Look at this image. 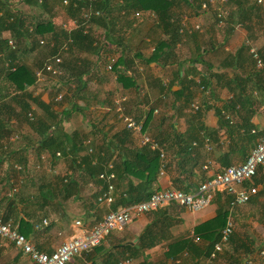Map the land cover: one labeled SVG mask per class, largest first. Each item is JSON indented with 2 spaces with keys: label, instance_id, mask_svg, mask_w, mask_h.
I'll use <instances>...</instances> for the list:
<instances>
[{
  "label": "crops",
  "instance_id": "crops-1",
  "mask_svg": "<svg viewBox=\"0 0 264 264\" xmlns=\"http://www.w3.org/2000/svg\"><path fill=\"white\" fill-rule=\"evenodd\" d=\"M212 1L206 10L197 8L195 12L183 1L175 0L170 10L175 30L171 34L158 27L155 16L143 15L134 20L129 24L131 28L128 30L131 31L120 37L122 44L126 46L125 52L121 46H107L106 56L100 59L89 51L73 49L70 57L77 60L73 69L83 71L88 79L83 94L79 93L78 97L70 99L73 83L64 80L51 86L53 91L64 95L61 102H52L55 111L60 112L72 101L79 107L83 106L82 110L74 112L79 116V123L75 117L62 122V127L68 124L67 128L63 127L66 132L78 128L88 132L92 125H97L107 136L113 135L116 131L126 130L118 117L119 113L141 122V133L157 141L164 152V157L160 159L162 168L159 171L158 166L151 191L163 188L183 191L182 188L188 185L194 187L223 167L242 162L257 138L264 136V98L256 88L255 81L256 74L264 65L261 68L255 67L248 53L250 47L264 49V0H250L249 2L256 1V10L245 7L242 12L238 11L239 5L232 1ZM218 7L226 11L221 27L216 24L215 13ZM51 18L53 21V17ZM129 18L132 21V17ZM114 20L118 21L116 26L126 24V19L123 20L122 16H118V19L114 17ZM181 22L186 26H181ZM193 24H199V29L189 32ZM54 25L55 31L59 32L58 24ZM91 31L95 38L100 36L101 30L97 26H93ZM161 41L157 57L153 61H146L150 52ZM68 54L69 51H65L61 59ZM110 55L114 60L119 55L125 56L127 71L134 80L133 87L121 86L116 80V74L112 70H105L104 66ZM65 71L68 70L63 69V75ZM43 89L40 83L26 86V90L32 92V95L45 102L52 101L54 97L48 98ZM239 94L246 95L247 99ZM83 98L86 100H82ZM230 101L235 103V107L226 109L224 106L229 105ZM31 107H34L33 104ZM148 112V119L144 121ZM10 122L17 132L9 133L6 139L1 140L4 147L3 152L0 151V190L5 187V191L0 192V219L3 220L6 215L7 195L14 197L11 212L3 221L9 220L17 231L22 223L23 231L20 233L37 249L48 253L68 237L80 235L90 229L104 212L112 209L111 203L115 197L127 189V178L121 179L117 186L113 184V200L110 204L97 202V186L103 185L101 180L100 183L93 184L77 175L78 171L71 172L68 158L60 154L51 157L46 151H41L39 155H44L45 159L37 161L30 145L37 134L32 133L23 120L15 118L10 119ZM169 123H172L174 131L168 127ZM165 132L179 135L174 141L172 135ZM160 133L166 134L167 141L159 142ZM85 135L84 139L90 140L95 151L97 138L93 133ZM138 138V133H129L125 147L142 146ZM161 145L167 148L170 146V149H163ZM183 146H186L187 153L181 151ZM79 153L85 154L84 148ZM30 163L40 166L49 174L57 171L65 176L72 175L79 181L76 195L71 193L65 197L60 193L59 183L56 188L51 187V183H43L42 189L33 195H29V191L22 192L25 181L23 173ZM6 171H9L8 175ZM263 178L264 173L258 168L252 181L256 186V193L246 203L234 207L228 205L231 195L217 187L211 190L209 204L199 211H190L171 202L160 207L164 214L158 215L151 210L132 215L121 230L104 235L96 246L75 254L66 264H110L107 259L119 260L122 257H129L133 264H186L189 253L177 252L173 258L167 254L168 244L174 240L191 238L193 227L211 219L219 207L228 211L226 218L232 222L229 238L231 235L232 237L214 254L223 256V259L217 258L214 261L213 256V259H201V263H223L230 253L242 255L244 245L256 250L264 239ZM8 186L16 187L15 192L11 193L9 189L10 194H6ZM91 193L94 197H89ZM68 217L72 218L71 222L66 220ZM155 217L163 219L165 224L157 232L156 243L149 244L137 255L128 254L132 245L137 244L139 234ZM18 219H22V222ZM42 219L46 220L45 224L41 223ZM76 220L79 224L74 223ZM36 223L39 224L37 229ZM157 227L155 225V229ZM193 240L196 241L195 237ZM253 252L249 254L256 259L254 264H264V257H258ZM0 264L35 263L10 242L0 238Z\"/></svg>",
  "mask_w": 264,
  "mask_h": 264
},
{
  "label": "trees",
  "instance_id": "trees-1",
  "mask_svg": "<svg viewBox=\"0 0 264 264\" xmlns=\"http://www.w3.org/2000/svg\"><path fill=\"white\" fill-rule=\"evenodd\" d=\"M174 1L175 0H66V3L63 4L62 0H0V151L4 147L1 140L6 139L9 133L17 132L13 129L10 122V119L17 118L21 121H25L30 131L37 134L35 141L32 140L30 144L35 151L37 161L39 160L41 151H46L51 157H53L55 151H57L62 157L68 158L67 162L71 167V172L78 171L77 175H81L83 179H87L93 184L100 183L97 174L104 169L105 162H111L113 166L112 171L114 173L112 183L117 186L121 179L127 178V189L120 192V194L115 197V200L111 203L112 209H115L116 205L126 206L146 199L152 192L150 187L156 180L158 166L160 164L157 150H151L143 145L140 147L126 148L124 145L125 140L130 133L127 130H119L114 132L115 134L107 136L97 125H92L88 132L81 128L66 132L63 130L62 122L75 114L74 112L82 110L83 106L79 107V105L75 104V101H72L69 106L63 107L60 112L55 111L52 107L53 100L47 102L41 100L38 96L32 95V92L27 91L26 86H31L35 83L34 70L42 64L43 60L48 55L53 54L62 43L69 40L66 49L60 51V56H62L65 51H69L66 58L61 59V62L58 64L60 74L50 77L54 78V84L60 81L62 82L63 80L73 83L72 96L70 99L78 97L79 93L83 94V89L86 88L88 79L86 75L84 76L83 71L78 72L76 68L73 69L77 60L70 57L71 51L73 49L89 51L102 59H104L106 56L105 54L108 52L106 49L107 46L115 48L121 46L125 52L126 46L122 44L116 32L118 31L116 30L118 21H115L114 17L118 19V16H122L123 20L126 19V24H131L135 20V17H132V12L135 10L152 11L158 21V27L167 33H174V19H171L172 16L170 12ZM181 1L190 6L195 12H197V8L200 10L201 0ZM229 1L239 5L238 11L241 12L245 7L251 9L255 8V10L257 8L254 6L256 1ZM18 3H23L27 6L34 5L40 8L41 11L45 10L48 12V16L43 18L40 13L35 14L34 12L26 14L19 9ZM57 7H61L67 19L74 20L75 26L64 28L62 24L59 23L58 26L60 31H55V25L52 21V14H50V11ZM87 8L92 11L98 10L99 14H91L89 20L84 21L81 13L82 10H86ZM129 16L132 17V21H130ZM93 26L100 28L101 33L99 37H94L93 31H91ZM8 39H11L12 46L8 44ZM39 40H43V43H40ZM161 45L162 41L154 47L150 55L146 58V61H153L157 57ZM41 46L48 47V55H46L45 58L43 57L44 59L42 62L29 64L23 60V58H26L30 54L41 50ZM124 57V55L116 57L112 63L111 70L116 74V80L121 83V86L133 87L134 80L131 79V74L127 71V59ZM63 69L68 70L65 71L64 75ZM46 77L48 76L46 75L45 78ZM255 81L257 84L256 88L260 90L264 98V66L260 69V72L256 74ZM54 93L56 95L57 91ZM239 95L243 99H247L246 95ZM63 99L64 95L62 96L61 94L60 100L62 101ZM82 100L85 101L86 99L83 98ZM32 104L34 106L33 108L31 107ZM224 107L226 109H232L235 107V103L230 101V104ZM35 109L41 111L38 112ZM27 112H31L32 114L30 120L27 117ZM148 116L149 112L146 114L144 121L148 119ZM168 127L173 130L172 123H169ZM85 133H93L98 140L95 153L92 154L96 157L97 161L93 164L90 163L91 157L93 156L79 153L83 151L84 148L82 141L86 138ZM165 133L172 135L174 141L179 135L173 132ZM165 133H160V135H158L160 137L159 142L162 143L163 141H167ZM161 147L163 149H170V146L167 148V146L161 145ZM181 149L182 152L187 153L186 146L181 147ZM7 172L9 171H6L8 175ZM134 179L136 182H133ZM7 180L8 178L6 176V182ZM78 183L79 181L70 174L59 177L60 193L65 197L71 193L76 195ZM192 186L193 185H188L182 189L185 192L194 191L197 185L194 187ZM122 193L124 195H122ZM92 196L94 197L93 193ZM6 198L7 210H5L6 215L3 220H6L11 212L10 206L14 200V197L10 196ZM43 198L46 197L44 196ZM227 212V209L219 207L216 214L211 219L203 221L193 227L191 238L174 240L169 243L167 246V254L174 258V253H181L182 251H185L186 254L189 253L186 257V264H201V259L204 258L213 259L215 257L214 261L217 258L223 259V256L218 257L219 254L211 258L209 257L213 250V244L219 240L220 230L225 224ZM153 213L158 215L164 214L161 208L153 210ZM18 221L21 223L22 219H18ZM155 225L158 226L156 229ZM19 227V232H22V223ZM164 227L165 224L163 219L153 218L139 234L137 244L132 245L128 254L133 256L137 255L149 244L156 243L157 232ZM194 237L196 241L193 240ZM198 240L202 243H199ZM244 247L242 255L230 253L223 263H218L217 261V264H246L245 260H250V264H254L256 259L250 256L249 253L254 251L257 255L258 248L255 250V248H249L247 245H244ZM129 248L128 246V249ZM107 260H110V264L118 261L117 258ZM257 264H261V262Z\"/></svg>",
  "mask_w": 264,
  "mask_h": 264
},
{
  "label": "built area",
  "instance_id": "built-area-1",
  "mask_svg": "<svg viewBox=\"0 0 264 264\" xmlns=\"http://www.w3.org/2000/svg\"><path fill=\"white\" fill-rule=\"evenodd\" d=\"M220 1L224 2L226 0ZM256 1L259 2V0ZM212 2V0L202 1L200 3V10H206L208 4ZM62 3L65 4L66 0H62ZM91 14L98 15L99 11H92L87 8L86 10H82L81 16L84 21H88ZM225 14L226 11L224 9L219 7L216 8V24L220 27L223 25ZM143 15L149 17L155 16V14L149 10H135L132 12V17L135 18H141ZM68 24L67 26L62 24V26L64 28L75 26L73 19H70ZM181 26L186 25H184V22H181ZM198 29L199 24H193L189 28V32ZM68 41L69 40H66L62 43L53 54L48 55L43 60L42 64L34 70L35 83L44 81L46 75L56 76L60 74V69L58 68V64L61 62L60 51L66 49ZM7 42L12 46L11 39H8ZM39 42L43 43V40H39ZM248 53L253 60L254 66L261 68L263 66L264 49L250 47ZM107 60L108 62L105 64L104 68L110 71L114 58L110 55ZM60 99L61 93H57L53 98L55 101H60ZM193 107L195 108V106ZM221 113H223L225 118H228L225 112L221 111ZM27 117L29 120L32 118L31 112H27ZM118 117L127 131L130 133H138L140 145L147 146L151 150H157L159 159L164 157V152L157 141L149 135L141 133V122L122 113H119ZM82 143L84 145L85 154L93 156L92 154L95 153V151L91 147L90 140L83 139ZM54 155L58 156L59 152H55ZM43 157L44 155H39L41 160ZM96 161L97 159L95 156L91 157V164ZM112 167L111 162H105L104 169L97 174V178L103 182V185L97 186V202L110 204L113 200L112 193L114 186L112 180L114 179V173ZM16 168L19 169L18 166ZM161 168L162 164L160 163L159 171H161ZM258 168L264 173V136H259L257 138L254 146L250 149L242 162L223 167L212 177L202 180L194 191L185 192L176 188H163L152 191L144 200L123 207L109 209L102 214L101 218L92 225L90 229L83 231L80 235L68 237L48 253L37 249L31 244L22 233L16 230L9 220L3 221L0 219V238L10 242L13 247L19 249L23 254H26L35 264H66L73 255L96 246L104 235L112 231L121 230L132 215L155 210L171 202H175L190 211H199L209 204L211 190L217 187H221L227 194L231 195V199L228 202L229 206L234 207L244 204L256 193V186L252 181ZM9 183H11L10 180ZM261 183L264 184V178L261 180ZM10 190L11 193L15 192L16 187L12 186ZM41 223L45 224L46 220L42 219ZM74 223L79 224V221L76 220ZM37 227H39L38 223L35 224L36 229ZM231 232L232 222L229 218H226L225 224L220 230L219 240L213 244L210 258L221 250L222 245L228 241ZM257 256L261 258L264 257V239L257 249ZM245 263L250 264L251 261L245 260ZM113 264H133V262L129 257H122ZM201 264H205V262Z\"/></svg>",
  "mask_w": 264,
  "mask_h": 264
},
{
  "label": "rangeland",
  "instance_id": "rangeland-1",
  "mask_svg": "<svg viewBox=\"0 0 264 264\" xmlns=\"http://www.w3.org/2000/svg\"><path fill=\"white\" fill-rule=\"evenodd\" d=\"M18 7H19V9L21 11H23L26 14H30V13L34 12L35 14L40 13V15L43 18L48 16V12H46L45 10L41 11L40 8L35 7L34 5L33 6H27V5L23 4V3L22 4L21 3H18ZM50 14H52L53 21H54L55 24H58L59 25V23H61V24H64L66 26L69 25L68 24V21L69 20H66L67 18L64 16L63 11L61 10V7L60 8L57 7L56 9L51 10L50 11ZM134 19L136 21V19H138V18H134ZM129 26H130L129 24L128 25H126V24H119L116 27V30H118V31H116L118 33V36L119 37H123L125 34L128 33V31L130 32L131 30H128V28H131V26L130 27ZM47 53H48V47L41 46V50H38L36 53L30 54L26 58H23V60H25L29 64L30 63H37V62H40V61L42 62V60L46 57V55H48ZM53 82H54V78L53 77H50V76L46 77L44 81L39 82L40 85L42 87H44L43 92L46 91V95H47L48 98H53L55 96V93H54L55 91H53L51 89L52 88L51 86H52ZM45 85H46V87H45ZM48 88H50L51 90L48 89ZM53 102H55V101L53 100ZM73 115H75V116H73ZM73 115L71 117H75L76 118L75 120L77 121V123H79V116H78V114L76 113V114H73ZM67 125L68 124H64L63 127H66L67 128L68 127ZM43 159H45V156L42 158V160ZM34 160L35 159H33V161ZM39 161H40V158H39ZM32 163H30V165L28 166L27 171H25L23 173V175L25 176L24 177V180L25 181H23V186L25 188H29V190H27V189H25L23 187V191H22V188L21 187L18 186V188L19 189L21 188V191L22 192H24V191L25 192H28L29 191V193H28L29 195H33L39 189H42L41 187H43V183H48V184L51 183L52 184L51 187L56 188V186L59 183L58 182L59 177H63L64 174H60L57 171H54L52 174H49L48 172L43 171L40 168V166H35V165L33 166ZM43 172H44V174H43ZM65 172H66V170H65ZM4 188L5 187H2L1 190H0V192L1 191L4 192L5 191ZM9 189H10V186H8V189L6 191V194H10V190ZM81 192L82 193L84 192L83 189H81ZM7 196H9V195H7ZM91 196H92V193L89 194V197H91ZM89 200H90V198H88V201ZM66 220H68L69 222H71L72 218L71 217H68Z\"/></svg>",
  "mask_w": 264,
  "mask_h": 264
}]
</instances>
